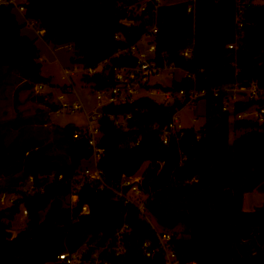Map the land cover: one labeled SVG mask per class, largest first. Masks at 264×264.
Segmentation results:
<instances>
[{"label":"trees","instance_id":"1","mask_svg":"<svg viewBox=\"0 0 264 264\" xmlns=\"http://www.w3.org/2000/svg\"><path fill=\"white\" fill-rule=\"evenodd\" d=\"M247 1L241 30L235 21L238 0H184L161 5L155 12L150 5L147 13L136 17L124 0H30L27 5L26 17L44 29L45 41L74 48V63L96 68L108 60L101 72L83 76L95 89L115 85L117 67L136 64L130 54H116L156 23L158 63L174 62L195 75L174 80L169 89L206 91L204 125L199 130L184 128L169 144L161 141L160 129L188 99L167 103L145 95L127 104H108L99 118L100 144L105 148L99 165L106 182L112 187L148 162L142 183L148 210L162 227L178 230L175 244L183 264H264V207L243 208L245 193L264 182V124L234 119L213 94L214 88L234 82L257 80L264 85V58L258 59L264 53V4ZM23 27L10 6H0V84L12 70L25 79L22 88L49 83L42 74L36 38L24 34ZM236 42V48H229ZM190 46L192 55L187 58L181 52ZM255 103L264 106V99L239 102L236 112ZM112 114H130L127 128L117 125ZM239 129L245 131L231 140V130ZM75 130L64 127L62 141L71 144L65 164L53 161L41 145L31 144L18 152L24 160L11 159L7 165H13L6 170L0 165V174L9 177L6 190L17 191L29 176L39 187L11 207L0 208V264H52L61 252L75 251L99 233L111 236L125 221L132 227L129 250L105 255L108 264H165L160 254H143L140 244L155 238L154 232L138 209L116 199L110 188L85 183L77 210L69 206L75 171L92 154L87 144L76 146ZM138 138L139 144L131 146ZM4 139L0 133V150ZM85 204L90 213L80 214ZM22 205L28 209V225L13 235L11 222Z\"/></svg>","mask_w":264,"mask_h":264},{"label":"built area","instance_id":"2","mask_svg":"<svg viewBox=\"0 0 264 264\" xmlns=\"http://www.w3.org/2000/svg\"><path fill=\"white\" fill-rule=\"evenodd\" d=\"M129 2L127 10L130 15L134 17L147 13V9L150 5L155 10L161 5H164L163 0H124ZM30 0H0V6H10L13 11H18L25 19V22L30 26L39 25L34 19L26 17L27 5ZM248 3L247 0H238L237 12H236V26L241 30L244 26V7ZM192 4L189 5L188 11H192ZM37 34L43 37L44 29L41 27L36 28ZM158 32V26L154 23L149 27L148 31L142 36V38L131 45L130 47L119 51L120 53H128L136 59V64L133 66H121L115 69V85L96 89L97 106L91 112H87V118L89 126L86 130L77 129L73 133V138H84L85 145L87 144L91 150V157L86 161H91V165H85L84 163L78 167L75 171V175L72 178V192L68 196L71 198L69 206L71 208L77 207V201L79 196V190L85 183L95 184L98 188L103 189L105 187L110 188L116 199H121L125 204L134 206L139 211V217L145 220L150 229L154 232L155 238H149L144 240L140 244V248L146 257H154L156 254L162 255L165 264H183L175 244V237L178 233L177 229H167L162 227L150 214L147 207L148 194L142 188L143 174L126 175L124 174L121 179L114 185L110 186L105 180V172L100 167L99 162L105 152V148L100 144V138L102 132L100 129L99 118L103 114V107L108 104H127L134 102L137 98L145 96L142 94L144 90L149 89L151 94H161L160 85H154L150 88L149 80L151 76L159 75L161 70L165 66L170 67L173 71L181 70L184 72L183 77H195L194 74L187 70L179 68L172 63H164L161 65L158 63L157 57V42L156 34ZM241 35L238 32L237 38ZM117 38L121 35L117 34ZM146 39V44H141L142 39ZM70 48L72 47L69 45ZM229 48H236V43L228 45ZM181 54L187 58L192 55V47H187L182 50ZM164 56V54H163ZM104 64L103 68L108 64V60L99 64ZM99 66L96 68H85L86 74L89 76L100 72ZM102 71V70H101ZM174 71L171 74H174ZM71 72L69 69H64V77L70 78ZM149 86V87H147ZM44 84L38 83L36 86L37 92L43 89ZM68 91L72 90V82L66 85ZM213 94L221 101L222 110L230 112L236 120H249L257 122L258 125L264 124V106L255 103L254 105L236 112V104L244 101H258L264 99V85H261L257 80L251 81L249 84H241L239 82L230 83L227 85L219 86L213 89ZM163 96L167 101L171 98H180L182 100L199 101V98L205 97V90L192 89L187 92L183 89L178 91H164ZM58 108L56 112L58 114H65L67 112H75L84 108V104L81 100L74 101L67 100L65 94L58 95ZM201 100V99H200ZM131 115L112 114L111 118L115 123L123 128H127V119ZM194 118L193 121H196ZM183 124L179 120L178 112H176L172 120L163 128L160 129V138L164 144H169L172 137H180L183 135ZM140 138L136 142H132L131 146L138 145ZM59 179L63 177L60 174ZM54 176L51 177L53 180ZM39 190V187L35 184L33 176H29L26 181L20 182L17 191H1L0 189V208H8L15 204V202L24 195H33ZM90 208L87 204L82 206L80 214H89ZM24 215L28 216V209L24 207ZM132 234V227L129 222L125 221L121 227H119L111 236L104 238L102 233L93 241H87L83 246L75 251H63L58 256L56 261L52 264H108V259L105 255H124L128 252L130 244L128 239ZM178 237V235H177Z\"/></svg>","mask_w":264,"mask_h":264},{"label":"rangeland","instance_id":"3","mask_svg":"<svg viewBox=\"0 0 264 264\" xmlns=\"http://www.w3.org/2000/svg\"><path fill=\"white\" fill-rule=\"evenodd\" d=\"M164 4L175 3L184 0H163ZM256 3L264 4V0H255ZM18 20L24 23L22 29L24 34L36 38L37 46L42 57V74L51 79L49 83H43L44 87L37 92L36 85L29 88H22L25 79L19 70L8 71L0 84V133L5 135L4 148L0 150V165L4 170L13 165H7V162L13 158L24 160V156H18V152L31 144H39L44 148V152L51 156L53 161L62 165L70 161L69 150L71 144L62 141L64 137V127H76L80 130H86L89 121L86 113L94 110L98 104L96 99V89L83 78L86 74L82 64L74 63L71 57L74 55V48L69 45H54L44 40L37 34L36 28L39 25L30 26L25 22L24 17L14 11ZM141 44H146L143 38ZM104 64L99 66V71L103 70ZM64 69L71 72L70 78L64 77ZM174 71V70H173ZM170 67L165 66L159 75L150 77L149 84L152 86L161 84V94H151L149 89L142 92L143 95H149L158 102L172 103L175 98L169 101L163 96L164 91L170 90L172 83L176 79H181L184 74L181 70H175L174 74ZM72 82V90L68 91L66 85ZM149 87V86H147ZM65 94L67 100H81L84 108L75 112L58 114L54 109V104H58V95ZM44 97L43 101L38 100V96ZM59 107V106H58ZM207 101L187 102L183 108L178 110L180 122L185 128L194 127L199 130L206 121ZM197 118L196 121H193ZM46 122V124H45ZM245 130H231V140L241 135ZM14 144V145H11ZM85 165H91V161H85ZM148 162H146L137 172L143 174ZM9 183V177L6 173L0 174V189L6 191V185ZM71 201L67 197V203ZM264 207V182L253 191L245 193V210H254ZM3 208V207H2ZM46 210L41 212V218H44ZM28 225V217L24 215V206L14 216L11 222V232L16 235Z\"/></svg>","mask_w":264,"mask_h":264},{"label":"water","instance_id":"4","mask_svg":"<svg viewBox=\"0 0 264 264\" xmlns=\"http://www.w3.org/2000/svg\"><path fill=\"white\" fill-rule=\"evenodd\" d=\"M263 58H264V53H263L261 56L258 57V59H260V60L263 59ZM157 86H159V84H157ZM200 99H205V97L203 96V97L199 98V100H200ZM38 100H39V101H43V100H44V97L41 96V95H39V96H38ZM255 125H258V123L255 122ZM75 144H76V146L79 147V148H80V147H83V146L85 145V140H84V138L76 139V140H75ZM228 192H229L230 195L232 196L231 191L228 190ZM74 209L77 210V207H75ZM183 213H184V215H187V211H184Z\"/></svg>","mask_w":264,"mask_h":264},{"label":"crops","instance_id":"5","mask_svg":"<svg viewBox=\"0 0 264 264\" xmlns=\"http://www.w3.org/2000/svg\"><path fill=\"white\" fill-rule=\"evenodd\" d=\"M41 60H42V57H41ZM45 124H46V122H45Z\"/></svg>","mask_w":264,"mask_h":264}]
</instances>
